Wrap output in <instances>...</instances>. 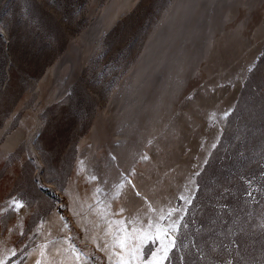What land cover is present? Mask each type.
Listing matches in <instances>:
<instances>
[{
    "label": "rangeland",
    "instance_id": "rangeland-1",
    "mask_svg": "<svg viewBox=\"0 0 264 264\" xmlns=\"http://www.w3.org/2000/svg\"><path fill=\"white\" fill-rule=\"evenodd\" d=\"M109 1L0 0V259L36 264L47 244L52 264H76L70 237L79 264H115L119 249L105 236V221L131 220V229L151 219L164 227L180 223L170 233L177 247L164 264H264V28L251 45L239 33L227 47L219 42L215 102L189 106L165 138L171 144L160 151L167 158L150 167L154 203L133 219L121 207L106 215L96 174L116 140L111 115L173 0H135L107 31L85 73L66 94L54 95L57 61ZM13 132L18 138L5 148ZM14 199L25 205L19 212L9 206ZM158 247L159 240L146 244L144 258Z\"/></svg>",
    "mask_w": 264,
    "mask_h": 264
},
{
    "label": "bare ground",
    "instance_id": "bare-ground-1",
    "mask_svg": "<svg viewBox=\"0 0 264 264\" xmlns=\"http://www.w3.org/2000/svg\"><path fill=\"white\" fill-rule=\"evenodd\" d=\"M134 2H107L57 61L51 93L61 96L71 89L85 64L101 48L107 31ZM261 14L264 0H173L169 4L122 83L116 113L111 115L116 140L109 155L104 156L102 171L96 174L104 191L106 215L111 207H121L133 219L134 214L154 203L157 193L150 180V167L157 168L167 158L160 151L171 144L165 138L178 128L189 106L215 102L211 86L216 60L222 56L219 42L227 47L234 33H239L244 43L253 44L252 36L264 28ZM227 56L228 51L222 59ZM203 91H209V96L201 95ZM17 138L18 132H13L4 147H10ZM86 171L93 172L89 168ZM128 192L130 197L125 196ZM127 222L128 226L131 220Z\"/></svg>",
    "mask_w": 264,
    "mask_h": 264
},
{
    "label": "snow or ice",
    "instance_id": "snow-or-ice-1",
    "mask_svg": "<svg viewBox=\"0 0 264 264\" xmlns=\"http://www.w3.org/2000/svg\"><path fill=\"white\" fill-rule=\"evenodd\" d=\"M227 115L228 114L225 113V117H227ZM145 159H147V157H145ZM205 163H207V161H205ZM92 179L95 180L96 177H92ZM97 191L99 192L101 190L97 189ZM137 195H139V193H137ZM248 195L251 196L252 193L249 192ZM181 199L185 198L181 197ZM186 202L190 204L191 200H187ZM9 206L12 210L19 212V210L25 205L19 200L14 199L10 202ZM172 211L175 210H170L167 213V216H171ZM77 215H79V213H77ZM165 218V215L159 217L160 220ZM180 220H183V217H180ZM105 223L107 225L105 236L114 237L113 247L119 249V251L115 253V256L117 257L115 264H164V262L169 259L170 252L177 247L176 240L170 235V233H176L179 230V221L173 222L171 225L164 227L158 222H153L150 219L145 227H132L131 229L127 227L128 222L124 221H116L115 226L109 221H105ZM65 227H67V225H65ZM157 240L160 241V247L151 252L149 257L145 259L143 256V248L146 244L155 243ZM166 240L167 242H165ZM66 241L71 248V253L76 264H79L81 259L79 250L71 244L70 237H66ZM108 247L109 245L105 243L102 250H107ZM47 248V244L41 246V259H38L36 264H52V261L49 259ZM67 250L68 249H65V251ZM56 253L59 254V249H56ZM15 254V251L11 252L12 256H15ZM8 259H10V257L0 259V264H7Z\"/></svg>",
    "mask_w": 264,
    "mask_h": 264
}]
</instances>
